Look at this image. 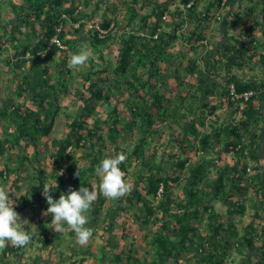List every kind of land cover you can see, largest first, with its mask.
<instances>
[{
	"label": "trees",
	"instance_id": "trees-1",
	"mask_svg": "<svg viewBox=\"0 0 264 264\" xmlns=\"http://www.w3.org/2000/svg\"><path fill=\"white\" fill-rule=\"evenodd\" d=\"M247 1L0 0V186L39 216L0 264L70 258L55 249L75 233L43 215L44 184L54 199L97 191L86 226L109 234L110 264H264V0ZM213 21L238 30L210 45ZM82 48L93 57L69 68ZM117 154L132 189L108 199L95 169Z\"/></svg>",
	"mask_w": 264,
	"mask_h": 264
},
{
	"label": "clouds",
	"instance_id": "clouds-1",
	"mask_svg": "<svg viewBox=\"0 0 264 264\" xmlns=\"http://www.w3.org/2000/svg\"><path fill=\"white\" fill-rule=\"evenodd\" d=\"M93 57L90 48H82L78 53L72 54L68 61L71 69H80L89 63ZM126 160L124 154H117L102 159L95 169L101 178L99 191L108 199H119L129 194L132 185L125 179V173L119 167ZM78 174V171L76 173ZM58 187L57 184L43 185V196L48 208L43 215H51V225L56 233L64 232L65 225L75 233L76 241L80 246L86 245L93 237V229L87 227L89 217L86 215L97 199V191L88 187H80L79 190L69 189L67 194L61 193L59 199H54L51 191ZM27 220L21 221L20 214L14 210V202L10 199V192L4 186H0V250L9 244L23 248L30 244L32 235L25 232L21 225ZM28 222V221H27Z\"/></svg>",
	"mask_w": 264,
	"mask_h": 264
},
{
	"label": "rangeland",
	"instance_id": "rangeland-1",
	"mask_svg": "<svg viewBox=\"0 0 264 264\" xmlns=\"http://www.w3.org/2000/svg\"><path fill=\"white\" fill-rule=\"evenodd\" d=\"M101 10H103V6H101ZM214 12H216V11H214ZM221 14V15H220ZM225 11H223V10H220V12H219V15H217L218 17H220V16H222L221 18H225ZM217 22H219V21H217ZM96 23V22H95ZM220 23V22H219ZM189 27V26H188ZM188 27H187V29H188ZM65 104L67 105V106H69V108L70 109H72V110H75L76 108H77V106L78 105H76V103H74L73 101H70V100H67L66 99V101H65ZM101 111V110H100ZM104 114H105V112H104ZM65 128V123H64V121H61L58 125H57V127H56V129H55V131H54V133H57V134H61L62 132H63V129ZM263 154H264V150H263ZM4 187H6V189L10 192L11 191V189L12 188H10V186H8L7 184H6V186H4ZM175 191H177L178 189H174ZM178 192V191H177ZM216 205H217V207H220V209H225V207H224V205L222 204V203H220V202H217L216 203ZM31 207H28V208H26V209H24L23 211H19V212H17V213H19L20 214V217H21V221H24V220H27V221H25L22 225H21V227H22V229L23 230H25V229H27V228H29V229H31V230H33V229H35V227H37V224H34V221L36 220V219H38V217L39 216H36L32 211H31ZM116 218H117V222H123V224H125L124 222H127L126 221V219H128V216L127 215H121V216H116ZM131 219V218H130ZM245 219H247V217L245 218ZM130 222H132V224H133V227H134V229L136 230L135 232H136V234H137V237H138V235H139V237H140V235H142V233H144V229H141V228H139V226H138V223L137 222H135L134 220L132 221H130ZM130 222H128V223H130ZM119 224V223H118ZM122 225V224H121ZM119 227H120V224H119ZM139 229V230H138ZM141 229V230H140ZM105 236H106V238H108V237H110L109 236V234H105ZM138 237V238H139ZM72 237H71V235L69 234V233H67V234H65V236H63V238L61 239V242H60V245L58 246V247H56V249L55 250H57V252H58V248H60L61 250H63L64 251V253L62 252V254L63 255H65L66 256V254H69V256H70V258H66V260L65 259H60V258H57V261L55 262V264H70V259L71 258H78L80 255L79 254H86L89 258V260L88 261H85L84 262V264H96V261H97V263L98 264H110L109 263V261H105V259H106V257H105V252L104 251H102V248H101V244L102 243H104V241L106 240V238H103V236H101V227L99 226V227H97V229L94 231V233H93V242L95 243V248H96V250H97V254L96 255H94V257L93 256H90V254H89V252H88V249H89V247H88V243L86 244V245H84V246H80L78 243H77V241H73L72 242V239H71ZM73 240H74V238H73ZM111 240H112V242H111ZM116 241V238L115 237H111V239H110V241L108 242V244L110 243L111 245H112V243L114 244V242ZM90 242V241H89ZM56 243H58V241L57 240H55V242H54V244H56ZM69 244H71V248L70 249H68V246H69ZM30 250L27 252V254L26 255H24V257H23V263H25V262H30L31 261V259H32V257L30 256V255H34V254H37V250H36V247L33 245L32 247H30L29 248ZM93 249V248H92ZM73 251L75 252H80V253H76V254H74L73 253ZM46 256V255H45ZM52 258V257H51ZM56 258V257H55ZM49 259L50 258H46V260L44 261V264L46 263V264H48V262H49ZM40 260H43V259H40ZM39 260V261H40ZM36 264H40L39 262H37ZM54 264V263H53Z\"/></svg>",
	"mask_w": 264,
	"mask_h": 264
},
{
	"label": "crops",
	"instance_id": "crops-1",
	"mask_svg": "<svg viewBox=\"0 0 264 264\" xmlns=\"http://www.w3.org/2000/svg\"><path fill=\"white\" fill-rule=\"evenodd\" d=\"M242 3L245 5L249 4V1L247 0H242ZM201 8V7H200ZM222 26L220 25V23H218L217 21H213L209 27V30L207 31V39L210 43V45H212V43H218L220 41H222L223 39H225L224 35H223V31L227 30L228 28L227 27H223L222 29ZM260 28V27H259ZM235 30H238V29H235V28H229V31L227 30V32L229 34H233L235 33ZM237 32V31H236ZM257 34L260 35L261 31L260 29H258L257 31ZM224 37V38H223ZM204 50H201V53L203 52Z\"/></svg>",
	"mask_w": 264,
	"mask_h": 264
},
{
	"label": "built area",
	"instance_id": "built-area-1",
	"mask_svg": "<svg viewBox=\"0 0 264 264\" xmlns=\"http://www.w3.org/2000/svg\"><path fill=\"white\" fill-rule=\"evenodd\" d=\"M191 2H192V1H190V2L187 4V6H189V5L191 4ZM163 19H167V14H165V15L163 16ZM154 36L156 37V36H157V33H156ZM250 93H251V92H247V93H245V94H244L245 97H247Z\"/></svg>",
	"mask_w": 264,
	"mask_h": 264
}]
</instances>
